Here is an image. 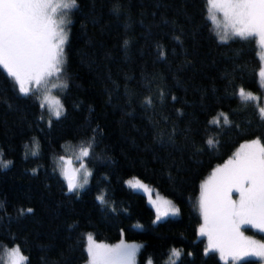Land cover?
<instances>
[{"label": "trees", "instance_id": "16d2710c", "mask_svg": "<svg viewBox=\"0 0 264 264\" xmlns=\"http://www.w3.org/2000/svg\"><path fill=\"white\" fill-rule=\"evenodd\" d=\"M76 4L67 10L59 119L47 118L37 95H21L0 68V160L11 162L0 167V245H19L28 264H83L91 233L104 242L137 240L134 264L147 257L172 264L165 261L172 246L182 253L175 264H258L205 253L197 195L200 178L239 141L264 142L255 103L236 94L258 87L255 39L220 42L205 0ZM221 110L231 124L209 123ZM88 140L91 176L69 192L55 158L66 152L63 142L76 148ZM128 175L169 197L177 214L154 220L143 192L123 182Z\"/></svg>", "mask_w": 264, "mask_h": 264}, {"label": "snow or ice", "instance_id": "6c2138e0", "mask_svg": "<svg viewBox=\"0 0 264 264\" xmlns=\"http://www.w3.org/2000/svg\"><path fill=\"white\" fill-rule=\"evenodd\" d=\"M205 3L207 19L216 26L220 42L226 43L235 38L249 40L258 36L259 44L264 47V0H205ZM76 6V0H0V68L6 71L21 95H36L51 77L59 81L52 83V88H67V81L63 79L66 63L64 47L68 40L66 26L70 21L66 17L67 10ZM218 13L223 15L222 27ZM259 75L264 79V69ZM47 91L50 92V89ZM238 95L245 101L258 99L243 88ZM146 102L150 104L151 99L148 98ZM46 103L57 119L63 115V104L58 99L54 110L51 107L53 101L49 100L47 94L41 100L40 107L45 108ZM257 107L260 119L264 120V107ZM221 118L225 125L231 124L228 116L222 112L209 123L219 126ZM216 143L213 138L207 140L210 147H215ZM92 149L93 140H88L81 142L79 151L83 157H89ZM32 154L37 153L34 151ZM59 159L65 158L61 156ZM10 163L0 160V167H8ZM81 170L83 174L78 175ZM61 175L66 179L68 191L74 192L88 183L91 172L81 163L77 169H62ZM134 180L127 181V184L147 195L156 208L157 221L169 214H177L178 209L170 200L159 193L153 199L155 190L139 179ZM200 188L198 208L203 223L198 231L209 241L205 253L218 251L221 258L231 256L232 259L239 258L241 253L243 256L264 257V241H253L251 237H245L242 230L245 226H251L264 233V142L257 137L241 144L233 157L217 166ZM234 193L237 199L233 198ZM97 200L101 204L107 203L103 194ZM160 203L168 206L163 213L160 212ZM32 211L31 208L20 209L19 215ZM86 240L89 264H134L141 247L126 244L123 240L118 245L98 244L91 233L87 234ZM249 248L253 251H248ZM0 249V262L3 264H8L9 260L11 264H28V257L19 245L12 248L0 245ZM181 254V250L173 248L170 260L172 257L179 259ZM172 264H175V260H172Z\"/></svg>", "mask_w": 264, "mask_h": 264}, {"label": "rangeland", "instance_id": "374dc122", "mask_svg": "<svg viewBox=\"0 0 264 264\" xmlns=\"http://www.w3.org/2000/svg\"><path fill=\"white\" fill-rule=\"evenodd\" d=\"M206 9H207V5H206ZM206 13H207V11H206ZM217 15H218V19H220V21H221V27H222V26H223V15H222V13H218ZM207 16H208V13H207ZM211 24H212V23H211ZM212 29H213L214 32L216 33V26L213 25V24H212ZM216 35H217V34H216ZM254 39H255L256 44H257V47H258V50H257L258 52H257V53H258V57H259V66H258V68H257V85H258V87H257V89H249V88H245V87H238L237 90H236V94H237V96H238L239 98H241V97L238 95V93H239V90H240L241 88H243V89L245 90L246 93H247V92H250V93H252L255 97H258V99H257L256 101H253V102L255 103L256 107H257V106L264 107V79H262V78L260 77V75H259L260 71H261L262 69H264V59L261 58V57H264V47H262V46L259 44V37H258V36L255 37ZM52 83H59V81H58L55 77H51V78H49V83H48L46 86H44V88H42L41 91H39L36 95H37V97H38V96L40 97V98L38 99L39 104H40V102H41V100L43 99L44 95L47 94V95L49 96V100L53 101L51 107H52V109L54 110L55 107H56V105H55V101L58 99L59 102H60V99H59V97H58L57 94H56V92H57L60 88H59V87H57V88H52V87H51ZM29 87H35V85H29ZM48 89H50V92L47 91ZM60 103H61V102H60ZM257 109H258V107H257ZM44 110H45L46 113H47V118H49L50 116H54V115H52V112L49 110V105H48L47 103H46V106H45ZM221 112L225 114L224 111L221 110L219 113H221ZM213 117H214V116L211 117V120L213 119ZM256 138H257V137H250V138H247V139H242L241 141H239V142L236 144V146H234V148L231 150V152H230L225 158H223V159H222L221 161H219V162H216L215 164H213V165L209 168V170H208V171H207V172H206V173L200 178V180H199V183H198V194H197V195H198V199H199L200 194H201V188H200L201 183L204 182L206 179L209 178V176L212 174L213 170L216 169L217 166H219V165H223V164H224V163H225L230 157H233L234 153H236L237 149L240 148V145H241V144H244L245 142L250 141V140H253V139H256ZM79 148H80V146H78V147H76V148H70V147L67 145L66 142H63V143H62V149L64 150V152L66 151V152L62 155L65 159H64V160H60V159H59L60 157H56V158H55L56 165L54 164V168H55L60 174H61L62 169H70V170H72V169H77V168L80 167V164H81V163H84V161H83V156L81 155V153H80V151H79ZM78 157H79V159H78ZM84 164H85V163H84ZM85 165H86V164H85ZM86 168L88 169V166H87V165H86ZM88 170H89V169H88ZM82 174H83V170H81V173H79L78 175H82ZM134 178H135V179H139V178H138L137 176H135V175H128V176H126V177L123 178V182H124L125 184H127V181H129V180H133V182H135ZM139 180H141V179H139ZM65 181H66V179H65ZM141 181H143V180H141ZM143 183L147 184L145 181H143ZM66 185H67V183H66ZM127 185H128V184H127ZM147 185H148V184H147ZM152 189H154V188H152ZM154 190H155V191L153 192V196H152L153 199H156V193H159V195H160L161 197H163L164 199H166V200H170V201L172 202V205L175 206V208L177 209L175 203H174L169 197H167L166 195L160 193V192L157 191L156 189H154ZM140 191L143 192L142 190H140ZM143 194H144V196H145V198H146V201L151 205V207H152V209H153V219L156 220V215H157L156 208L150 203V201H149L147 195H146L144 192H143ZM99 195H101V194L98 193V194H97V197H98ZM233 198H234V199H237V198H238V197H237V194L234 193V194H233ZM159 207H160V212L163 213L164 211L167 210V207H168V206H167V205H164L163 203H160ZM199 212H200V211H199ZM202 223H203V219H202L201 214H200V222H199L198 230H199V227H200V225H201ZM245 227H246V226H245ZM245 227L242 229V230H243V235H244L245 237H251L253 241H257V242L264 241V233H263V236H260V235H257V234H255V233H253V232H249ZM250 227H251V226H250ZM251 228H253V227H251ZM253 229H255V228H253ZM256 230H257V229H256ZM87 234H88V233H86V235H87ZM204 239H205V248H206V247H208V243H209V241H208L207 236H204ZM94 240H95V239H94ZM122 240H123L126 244H136V245H139V242H138L137 240H133V239H128V240L118 239V240H116V241H112V242H104V241H101V240H95V242L98 243V244H104V245H118V244H120V242H121ZM3 245H6L8 248H12L13 246L16 245V243H12V244H3ZM86 246H87V240H86V245H85V247H86ZM173 248H175V249H179L178 247H175V246L170 247L169 250H168V253H167L166 257H165V261H166V262H172V260L175 259V257H172L171 260H170V253H171V250H172ZM247 250L250 251V252L253 251L252 248H249V249H247ZM1 251H2V249H1ZM215 252H216V254L218 255V257L220 258V260H222L223 262H234V261H236L237 259H239V258H241V257H245V256H243V253H241V254H240V257L237 258V259H232L231 256H226V257H224V258H221L220 253H219L218 251H215ZM86 253H87V252H86ZM250 256H251V257H255V258H257V260H258V264H264V257H259V256H255V255H250ZM5 259H7V258H5ZM134 260H135V259H134ZM149 262H151V264H153L151 258H150V257H147V258L145 259V261H144V264H149ZM8 264H11V261H10V260L8 261ZM83 264H89V257H88V254H87V258H86V260H85V262H84Z\"/></svg>", "mask_w": 264, "mask_h": 264}]
</instances>
